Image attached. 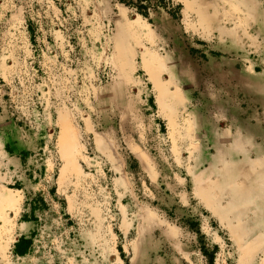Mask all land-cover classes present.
Instances as JSON below:
<instances>
[{"label":"rangeland","instance_id":"374dc122","mask_svg":"<svg viewBox=\"0 0 264 264\" xmlns=\"http://www.w3.org/2000/svg\"><path fill=\"white\" fill-rule=\"evenodd\" d=\"M259 6L0 0V264H264V145L203 132L170 80L174 33L242 29Z\"/></svg>","mask_w":264,"mask_h":264},{"label":"crops","instance_id":"0c3cea01","mask_svg":"<svg viewBox=\"0 0 264 264\" xmlns=\"http://www.w3.org/2000/svg\"><path fill=\"white\" fill-rule=\"evenodd\" d=\"M247 20L248 25L241 30L235 26L211 32L192 30V36L183 30L187 42L182 38L181 44L182 36L174 33L177 46L172 54L177 61L170 65L173 69L170 80L188 98L191 111L201 120L203 132L210 133L214 127L235 133L237 129L248 130L263 146L264 10L260 6L254 8ZM188 46L197 48L203 57L197 53L190 55ZM222 119L228 124L217 127L215 122L218 124ZM249 159L257 160L249 175L264 178V156Z\"/></svg>","mask_w":264,"mask_h":264},{"label":"trees","instance_id":"16d2710c","mask_svg":"<svg viewBox=\"0 0 264 264\" xmlns=\"http://www.w3.org/2000/svg\"><path fill=\"white\" fill-rule=\"evenodd\" d=\"M119 2L125 4L126 6H128L129 8L134 9L137 13L141 14L144 17H148L149 16V7H157L160 5H163V3L165 2H169L171 3L172 0H118ZM171 17L174 19H178L180 18V14L179 13H173L171 14ZM182 37L185 38V33L182 31ZM199 41V40H197ZM188 52L190 55H196V53L201 57L202 54H199V50L193 46H188ZM205 55V54H203ZM203 57V56H202ZM23 219L27 220V215L26 213H24L23 215ZM31 238L26 237L24 235H21L17 241L14 244V252L17 255H24L30 245H31ZM203 252L204 253H208L204 248H203ZM207 264H213V255H208L207 258Z\"/></svg>","mask_w":264,"mask_h":264},{"label":"bare ground","instance_id":"6f19581e","mask_svg":"<svg viewBox=\"0 0 264 264\" xmlns=\"http://www.w3.org/2000/svg\"><path fill=\"white\" fill-rule=\"evenodd\" d=\"M157 65H158V63H157ZM162 86H163V84H162ZM159 89H160V87H159ZM163 91L164 90H162V92ZM62 123H63V127H62V134H61L62 135L61 136V144H62L61 148H62V153H63L64 157L66 159H69V152L75 146L76 142H75L74 138H72L71 136H68V134H69L68 126H67V123L64 122V117H62ZM139 155L143 158L144 162L147 161L146 160L147 158L144 156V154L142 152H139Z\"/></svg>","mask_w":264,"mask_h":264}]
</instances>
